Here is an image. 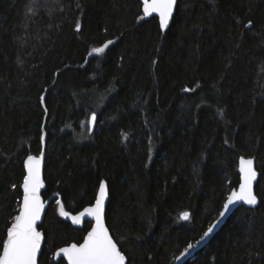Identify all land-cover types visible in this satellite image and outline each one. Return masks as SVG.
<instances>
[{
	"label": "trees",
	"instance_id": "1",
	"mask_svg": "<svg viewBox=\"0 0 264 264\" xmlns=\"http://www.w3.org/2000/svg\"><path fill=\"white\" fill-rule=\"evenodd\" d=\"M41 137L39 264H68L55 252L92 223L60 206L93 204L101 181L128 264H174L238 188L242 156L256 158L259 205L184 264H264V0H178L166 31L141 0H0V251Z\"/></svg>",
	"mask_w": 264,
	"mask_h": 264
},
{
	"label": "snow or ice",
	"instance_id": "2",
	"mask_svg": "<svg viewBox=\"0 0 264 264\" xmlns=\"http://www.w3.org/2000/svg\"><path fill=\"white\" fill-rule=\"evenodd\" d=\"M143 3L144 16L147 17L153 13H157L160 27L167 28L169 20L173 15L176 0H143ZM251 24L252 21L249 20L248 25ZM76 27L79 29L80 25L77 24ZM112 43L113 41L109 40L102 47L93 48L92 53L101 54ZM43 99L41 97V101ZM96 121L97 114L93 112L89 123L94 124ZM42 158L43 153L39 157L28 155L25 161L27 175L23 177V202L19 208V214L14 217L11 227L7 228V239L3 240L2 251H0V264H37V253L40 251L43 239L42 232L37 230V222L41 220V213L44 209V204L41 202L39 196V189L42 187ZM240 165L242 182L239 184V191L233 190L227 196L226 203L223 204V211L219 213L220 217H224L231 210L230 206H234L237 202H243L250 206L257 204V197L253 192V181L257 177V173L253 167V160L241 158ZM15 187L13 185V188ZM107 195L106 182L101 181L95 203L89 207H85L77 215L71 216V221L74 224H81L82 219L85 217L93 218L95 224L92 226L91 231L87 233L83 243H73L59 250L60 253H63L67 257L69 264H126L125 254L113 240L109 234V229L105 225V198ZM59 214L63 217L70 215L64 210L62 205L60 206ZM179 218L187 221L189 213L185 211L181 213ZM215 227V224L209 226L195 244L189 243L184 248L181 256L188 253L190 249L198 245L205 237H208Z\"/></svg>",
	"mask_w": 264,
	"mask_h": 264
},
{
	"label": "water",
	"instance_id": "3",
	"mask_svg": "<svg viewBox=\"0 0 264 264\" xmlns=\"http://www.w3.org/2000/svg\"><path fill=\"white\" fill-rule=\"evenodd\" d=\"M142 1V3H143V0H141ZM177 5H178V0H176V3H175V5H174V8H173V15H172V17L170 18V20H169V24H168V27L167 28H162V30H164V31H166V30H168V28L170 27V25H171V23H172V20H173V17H174V15H175V12H176V10H177ZM143 8H144V3H143ZM153 16H157L158 18H159V16H158V14L157 13H153V14H151V16H147V17H153ZM94 127H95V123L94 124H92L91 123V128H92V130L94 129ZM45 146H46V143H45V137H44V139H43V148H42V151H41V153H43V158H42V162H41V180H42V187L39 189V196H40V199H41V202L44 204V209H43V211H42V213H41V220L40 221H38L37 222V230L38 231H41L42 232V234H43V239H42V241H41V247H40V251L37 253V264H39V259H40V256H41V253H42V250H43V246H44V242H45V236H44V233H43V231L40 229V226H41V224L43 223V221H44V218H45V215H46V211H47V209H48V207H49V204L51 203V201H52V198L51 199H49V200H46L44 197H43V192H44V190L46 189V182H45V177H44V168H45V156H46V154H45ZM41 153L40 154H38V155H35V154H31V155H33V156H37V157H39L40 155H41ZM241 158H244V159H252L253 160V167H254V169H255V171H256V173H257V177H256V180L255 181H253V192H254V194L256 195V197H257V204L256 205H254V206H250V205H247V204H245V203H243V202H237L234 206H230V208H231V210L230 211H228L226 214H225V216L224 217H220V216H218L216 219H215V221L211 224V225H213V224H215L216 225V227L214 228V231L212 232V233H210L209 234V236L208 237H205L204 238V240H202L198 245H196L194 248H192V249H190L189 250V252L188 253H186L185 255H183V256H181V253L183 252H181L177 257H179V259H175V262H174V264H184V263H186L189 259H191L201 248H203L205 245H207L208 244V242L212 239V237L226 224V222H227V220L229 219V217L234 213V211L237 209V208H239L240 206H246V207H248V208H255V207H257L258 205H259V202H260V200H259V197H258V195L256 194V185H257V183H258V180H259V177H260V172H259V170L257 169V164H256V158L255 157H244V156H242ZM241 158L239 159V165H238V172H239V174H240V183L242 182V173L240 172V161H241ZM26 159H27V157L25 158V161H26ZM25 161H24V166H25ZM25 172H26V175H27V169H26V166H25ZM104 182H106V181H104ZM106 185H107V192H108V195H107V197L105 198V225H106V227L108 228V226H107V222H106V209H107V205H108V201H109V189H108V184H107V182H106ZM233 190H235V191H239V186H238V188H235V189H233ZM232 190V191H233ZM22 191H23V188H22ZM99 192V191H98ZM231 194V193H230ZM229 194V195H230ZM98 195V194H97ZM22 202H23V196H22ZM22 202H21V206H22ZM95 203V202H94ZM93 203V204H94ZM226 203V202H225ZM92 205V204H91ZM91 205H88V206H86V207H89V206H91ZM85 208V207H84ZM83 208V209H84ZM83 209H81L80 211H78V212H76V213H71V212H68L70 215L68 216V217H64L67 221H69V222H71L72 223V221H71V216H73V215H77L79 212H81V211H83ZM65 210V209H64ZM66 211V210H65ZM222 211H223V209H222ZM67 212V211H66ZM189 213V212H188ZM189 215H190V213H189ZM86 221H89V222H91L92 223V226H94V224H95V220L93 219V218H91V217H85V218H83L82 219V221H81V224H79V225H77V224H74V223H72L75 227H81V226H83V224L86 222ZM210 225V226H211ZM92 226H91V228H92ZM11 227V226H10ZM91 228H90V230L89 231H91ZM109 229V228H108ZM88 231V232H89ZM87 232V233H88ZM109 234L112 236V238H113V240L117 243V241L115 240V238H114V236L112 235V233H111V231H110V229H109ZM86 236H87V234H86ZM85 236V237H86ZM81 243H83V241L81 242ZM71 244H73V243H71ZM71 244H69V245H65V246H62V247H60L56 252H55V260L56 261H58V260H60L61 258H64L65 260H66V262L69 264V261H68V259H67V257L63 254V253H60L59 252V250L61 249V248H64V247H68V246H70ZM76 244H80V243H76ZM193 244H195V243H193ZM117 245H118V247L120 248V250H121V247L119 246V244L117 243ZM122 251V250H121ZM123 252V251H122ZM124 253V252H123ZM126 256V255H125ZM126 264H128V260H127V257H126Z\"/></svg>",
	"mask_w": 264,
	"mask_h": 264
}]
</instances>
